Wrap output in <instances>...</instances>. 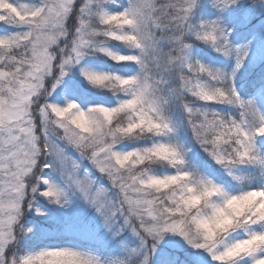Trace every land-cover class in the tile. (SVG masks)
<instances>
[{
	"label": "snow or ice",
	"instance_id": "1",
	"mask_svg": "<svg viewBox=\"0 0 264 264\" xmlns=\"http://www.w3.org/2000/svg\"><path fill=\"white\" fill-rule=\"evenodd\" d=\"M0 264H264V0H0Z\"/></svg>",
	"mask_w": 264,
	"mask_h": 264
}]
</instances>
